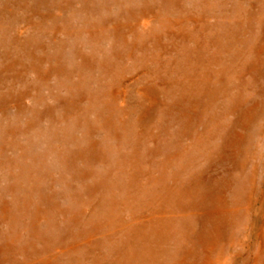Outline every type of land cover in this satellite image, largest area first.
Instances as JSON below:
<instances>
[{"label":"rangeland","instance_id":"rangeland-1","mask_svg":"<svg viewBox=\"0 0 264 264\" xmlns=\"http://www.w3.org/2000/svg\"><path fill=\"white\" fill-rule=\"evenodd\" d=\"M0 264H264V0H0Z\"/></svg>","mask_w":264,"mask_h":264}]
</instances>
